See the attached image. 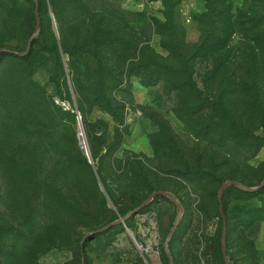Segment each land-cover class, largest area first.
Returning a JSON list of instances; mask_svg holds the SVG:
<instances>
[{"label": "rangeland", "instance_id": "1", "mask_svg": "<svg viewBox=\"0 0 264 264\" xmlns=\"http://www.w3.org/2000/svg\"><path fill=\"white\" fill-rule=\"evenodd\" d=\"M37 6L41 29L25 57L0 53V264H82L86 234L159 189L182 205L169 241L172 264H226L221 184L256 186L264 178V0ZM35 8L34 0H0V49L26 51ZM64 31L84 50L108 34L110 44L95 55L106 69L95 75L122 79L110 88L117 118L78 96L69 57L60 48L62 66L54 50ZM181 55L186 72H161L154 82V62L179 69ZM260 189L225 190L230 264H259ZM176 214L169 198L155 197L126 226L93 235L86 264H171L165 240Z\"/></svg>", "mask_w": 264, "mask_h": 264}, {"label": "trees", "instance_id": "2", "mask_svg": "<svg viewBox=\"0 0 264 264\" xmlns=\"http://www.w3.org/2000/svg\"><path fill=\"white\" fill-rule=\"evenodd\" d=\"M34 2L36 3L35 0H34ZM37 4H38V0L36 3V7H38ZM165 4H166V8H167V2ZM38 12H39V8H38ZM39 16H40V12H39ZM166 18L168 21V25L170 26L169 28H170L171 34L173 35V34H175V30L173 28L174 16L172 14L171 9H169V14L166 15ZM35 19L37 21L36 8H35ZM40 23H41V20H40ZM98 36H99V38H98L97 43H93L92 45H89V46H88V44H85V47L87 49L84 50L81 45L71 43L70 39L67 38V33L64 31L62 33V39L60 41V44H59V42L55 41L54 50H55L56 55L59 58V61H60L62 66H63L62 54L69 57V61H67L66 63L68 64V67L70 68L71 72L73 73V82H74V86L76 87V91L78 92V96H80L81 99L84 100L83 96H85V98H86V95H88L89 96L88 97L89 102H91L94 106L98 107L102 111L111 113V115L116 117L115 116V109L118 107V105L116 104L112 94L110 93L111 92L110 88H111V86L118 87V86L122 85L123 81L118 76L112 75V74L105 75L104 77L95 75V74H98L100 71L106 69L104 67V63L102 60H100V59L97 61L95 60V55L100 54L102 52V49H100L101 47L103 48V46L110 44V42L108 41V34L107 33L102 32ZM119 43L122 44L121 41ZM32 45H33V41H32ZM60 48L62 50V54H61ZM84 52L88 53V55H90V56H92V54H93L92 58L95 61H93L90 56H88V58L85 61H83L81 56ZM10 53H12V52H10ZM13 54H16V53H13ZM172 56H175V52H173V51H172ZM181 56H183V55H181ZM22 57H25V56H22ZM101 59H102V57H101ZM180 64L182 65L181 68L174 69L170 66H162L159 63L154 62V66L157 68V72H156V74H154V76H155L154 82L158 81V78H159L158 76L161 74V72H168V71H184V72H186V70L188 69V66H187L186 60H184V56H183V59H181ZM82 68H84L83 71H82ZM107 70H110V69H107ZM119 122H120V124H123L124 121H119ZM238 129L243 131L242 127H240V126L238 127ZM94 161H95V156H94ZM96 173L103 180V173H102V170L99 166L96 169ZM261 190L262 189H258L256 191L249 192L248 194L255 195V194L259 193ZM108 194L110 195V198L113 200V196H112L111 192L108 191ZM223 202H224V199H223ZM218 207H219V205H218ZM223 207H224V204H223ZM224 213H225V210H224ZM125 215H122V216H125ZM220 216H221V214H220ZM221 219H222V216H221ZM126 224H128V219L126 221ZM119 225H122V224H119ZM222 225H223V220H222ZM112 228H110V229H112ZM85 257H86V255H85Z\"/></svg>", "mask_w": 264, "mask_h": 264}, {"label": "water", "instance_id": "3", "mask_svg": "<svg viewBox=\"0 0 264 264\" xmlns=\"http://www.w3.org/2000/svg\"><path fill=\"white\" fill-rule=\"evenodd\" d=\"M36 3H37V0H35ZM36 17H37V26H36V31L34 33V35L30 38L29 40V43H28V47L26 49V51L24 52H16V51H13V50H7V49H0V53L3 52V51H9V52H12V53H18L22 56H24L31 48V45H32V41L34 38H36L38 36V34L40 33V29H41V23H40V16H39V12H38V7H36ZM71 87L73 89V86L71 84ZM85 147V150H86V153L89 156V152H88V148ZM90 162H91V158H90ZM229 186H234L240 190H243V191H246V192H253V191H256L260 188H262L264 186V178L263 180L261 181V183H259L258 185L256 186H248L238 180H235V179H228L226 181L223 182V184L221 185L220 187V191H219V195H218V205H219V211H220V214L222 216V220H223V225H222V239H221V248H222V254H223V257H224V261L226 264H230L229 263V260H228V256H227V253H226V237H227V220H226V216H225V213H224V207H223V199H224V193H225V190L227 187ZM157 196H162V197H165V198H169L173 203H175V206H176V209H177V214H176V219L166 237V240H165V248H166V252H167V255H168V258H169V261L170 263L172 264V255L169 251V241H170V238L172 237L175 229L177 228L178 226V223L181 219V215H182V205L179 203V201L175 198H173L171 196V194L166 191V190H163V189H159V190H155L153 191L152 193H150L148 195V197L142 201V203L132 209L131 211H129L125 216H119L118 219H116L115 221L111 222V223H108L92 232H89L88 234L85 235V237L82 239L81 241V245H80V251H81V255H82V264H86V257H85V244H86V241L88 239H91L93 235L97 234V233H102L104 231H107L108 229L112 228L113 226H116V225H119V224H122L123 226H126V221L127 219L133 215V214H136L142 207H144L146 204H148L149 202H151L155 197ZM130 236L135 240V237L133 235L132 232H129Z\"/></svg>", "mask_w": 264, "mask_h": 264}, {"label": "crops", "instance_id": "4", "mask_svg": "<svg viewBox=\"0 0 264 264\" xmlns=\"http://www.w3.org/2000/svg\"><path fill=\"white\" fill-rule=\"evenodd\" d=\"M255 237L258 244L263 245V249L260 251V260L259 264H264V225H260L259 230L255 232Z\"/></svg>", "mask_w": 264, "mask_h": 264}, {"label": "bare ground", "instance_id": "5", "mask_svg": "<svg viewBox=\"0 0 264 264\" xmlns=\"http://www.w3.org/2000/svg\"><path fill=\"white\" fill-rule=\"evenodd\" d=\"M80 135H81V143H82V145L83 146H86V141H85V134H84V132H83V129H82V127L80 128Z\"/></svg>", "mask_w": 264, "mask_h": 264}]
</instances>
